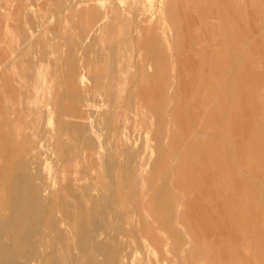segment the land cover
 <instances>
[{"label": "rangeland", "instance_id": "1", "mask_svg": "<svg viewBox=\"0 0 264 264\" xmlns=\"http://www.w3.org/2000/svg\"><path fill=\"white\" fill-rule=\"evenodd\" d=\"M69 1L40 0V3L44 2V13L40 14L37 10L39 1L28 2L31 5V21L37 22L39 16L44 17L40 27L36 24L35 28L30 29L29 35L33 37L31 42L36 41L38 36L44 39L46 83L49 86H46V99L41 108L45 111L46 119L45 123L38 119L33 99L29 106L28 123L14 127L10 120L0 117V264H127L124 256L120 263V255L109 252L113 248L107 242L102 243L100 237L113 224L116 227L120 211L135 216L132 204L141 202L140 195L135 196L132 192L134 187L136 191L140 189L142 174L136 168L132 169V173H124V168L119 164L127 159L119 158L123 150L133 144L129 140L134 131L139 130V127L134 126L137 115L131 106L141 80H149L148 77L137 76L142 64L140 55L156 48L150 45L153 38L167 37V24L160 12L163 11L164 0H122V3L121 0H102L103 4L101 0ZM107 3H113L112 7ZM129 3L133 9L127 8ZM0 5L1 22L21 19V15L14 12L22 6L21 0H0ZM2 5L9 7L8 11L14 9L13 13L6 12ZM152 8L156 10L150 11ZM2 11L5 12L4 16ZM87 13L89 16L92 14L89 17ZM103 16L109 26L104 32L106 35L99 33L103 32ZM247 16L241 14L239 19ZM153 22L158 29L154 28ZM85 25L89 27L85 28ZM138 25H143V34ZM150 28H154V31H150ZM88 29H91L90 32ZM100 38L101 41L105 38L104 43L100 42ZM244 44L241 39L236 40L231 49L244 50ZM258 44L250 58L233 57L221 64L216 83L232 74L234 79L224 88L219 85L217 100L212 106L220 124L215 125L209 120L211 112L209 115L204 114L203 127L211 124L216 127L204 129L209 131L206 132L209 136L197 135L201 127L195 119L196 111L190 107L192 97L186 87L175 89L174 94L178 97L170 102L169 112L173 115L178 139L174 143L172 141L169 153L178 150L179 160L187 164V171L181 181L173 185L180 197L182 214L177 232L169 233L172 257L179 264H199L200 258L207 259L209 264H255L247 250L249 240L241 234L238 236L237 231H249L251 225L259 226L257 209H263L264 205L256 192L250 198L243 199L241 196L253 188L243 180L242 175L264 170L261 162L264 157V133L261 132L260 117L263 111L258 104V93L263 86L260 88L259 83L256 86L252 83L253 75L257 79L259 74L256 64H262L264 60V43ZM7 55L3 57L5 63L0 56V101L8 106L12 77L7 71L9 69L5 68L12 59ZM77 70L82 75L77 79L81 92L69 89L76 82L73 76ZM84 86L85 89H82ZM225 104L230 105V108H222ZM51 108L53 120L49 114ZM10 111L7 113L11 114ZM235 116L238 119L235 120ZM237 122L240 133L234 131ZM37 133H44L46 141L38 142ZM87 133L93 136L95 152L84 158L81 149L86 143L77 142L76 139ZM195 134L196 137L193 136ZM27 135L30 138L28 143L23 141ZM8 137L13 140V145ZM245 143H248L246 166L242 164L246 154L242 145ZM22 151L27 152L29 157H23ZM179 184H183V188ZM220 191L236 205L233 216L221 210L223 205L218 198H212L214 192ZM209 197L212 198L211 204L206 202ZM203 201L207 204L205 207L227 215L226 220L221 222V231L217 232L220 243L216 244L214 238L209 237L204 227L200 226L192 204L201 202L202 206ZM134 216L128 218L127 224H135ZM130 240L138 252L131 255L130 264H143L146 251L144 242L139 236ZM154 247L158 246L154 244ZM260 256L258 253L257 264H264Z\"/></svg>", "mask_w": 264, "mask_h": 264}, {"label": "crops", "instance_id": "2", "mask_svg": "<svg viewBox=\"0 0 264 264\" xmlns=\"http://www.w3.org/2000/svg\"><path fill=\"white\" fill-rule=\"evenodd\" d=\"M21 1L22 6L14 11L16 14L21 15L19 21H0L1 61H3L5 53L9 55V58L13 55L11 57L12 61L10 60L5 68L6 70L9 69L7 71L12 77V83L8 91L11 94V103L7 106L5 102L1 101L0 111L4 112L3 114L0 112V117L10 119V123L14 127L20 123L22 125L28 123L31 99L37 107L36 115H38V119H41L44 123L46 119L45 111L41 108L44 105L43 93H46V84H44L46 83L44 39L38 36L36 41L31 42L29 35L30 29L35 28L36 24H38V28L40 27V22L44 21V17L39 16L37 22L31 21L30 7L27 6L29 0ZM38 1L40 4V0ZM177 1L164 0L161 14L164 16L165 24H167L165 26L167 37L165 39L153 38L150 45L156 48L147 54L140 55L139 59L142 64L140 73L137 76L148 77L149 80H141L139 91L138 93L135 92L131 108L135 110V115H137L134 118V126L135 128L139 127V130L136 129L129 140L133 144L123 150V158L127 159L126 162L119 165L124 168V172L132 173L133 168L141 172V187L137 191L134 187L132 194L135 196L139 194L142 201L132 204L136 211L135 216L130 213L122 214L120 211L116 219V227L113 224L101 235L102 243L107 242L113 248L109 252L120 255V263L123 256L127 264L131 263V255L138 252L133 247L130 239L139 236L142 243L147 241L144 242L146 251L143 264H179V261L172 257V240L169 233L177 232L179 217L182 214L180 197L175 193L173 185L181 181L182 176L187 171V164L185 161L179 160L178 150L169 153L171 145L178 139V133L174 131V118L169 112L170 102L173 101L174 97H178L174 94V91L179 87L181 90L185 87L188 89L192 97L190 107L196 111L195 119L202 131H199L197 135L201 137L209 136L206 134L209 131L205 130L216 129L215 125L220 124L212 108L217 100L218 87L220 85L224 88L234 79L232 74L230 77H223L220 82L216 83L220 75L221 64L226 59L232 60L233 57L237 59L250 58L256 51V44L264 43L261 42L264 41V0ZM39 6L41 8L38 10ZM5 8L6 12L13 13L14 9L8 11L9 7L6 6ZM234 8L239 9L238 11H232ZM37 10L38 14L44 13V2L42 6L41 4L38 5ZM152 10L154 11L156 8L150 9V11ZM138 13H141L140 10ZM135 14H137V11ZM241 14L248 16L239 19ZM254 23L256 26H254ZM158 28L156 26V29ZM240 39L245 42L244 50L231 49V45ZM256 69L259 74L257 79L253 75L252 83L255 86L259 83L260 88L261 85L263 86L260 93H258V104L261 105L260 109L263 111L260 117L261 132L264 133V60L262 64H256ZM81 76L80 71L77 70L73 76L76 83L69 86V89L76 90V92L78 88L81 89V85L77 81ZM41 85H44V87ZM30 95H34V97L31 98ZM226 105H223L222 108H230V105ZM6 109L14 113H7L6 115ZM85 109L87 114V107ZM209 113L212 115L208 118L215 125L211 124L203 127L202 121L206 117L204 114L209 115ZM180 117L184 118L181 115ZM234 119L236 120L238 117L235 116ZM235 124L236 129L234 131L240 133L239 123ZM12 133L14 132L12 131ZM193 136L196 137V134ZM37 137H39L38 142L46 141L44 133H37ZM23 141L28 143L30 141L29 136L23 138ZM76 141L86 143L81 149L84 156L85 152H87L86 156L95 152L91 134L87 133L84 136L77 137ZM245 144L242 145L246 153L242 161L244 166L248 163V143ZM27 149H29L28 145ZM11 155L14 154L11 153ZM21 155L25 158L29 157L25 151H22ZM261 162L264 164V157ZM26 165L28 166L29 162ZM242 178L253 187L242 193L243 199L252 197L256 192L260 201L264 202V170L245 172ZM179 186L183 188V184H179ZM182 188L181 190H183ZM211 196L212 198H218L223 205L221 208L223 212L229 214L228 216L234 215L233 212L237 207L231 203L232 201L229 198L227 199L226 195H223L220 191L218 193L214 192ZM212 198L209 197L206 200L207 204H211ZM200 203L192 204L198 221L201 223L200 226L204 227L205 233L209 237L214 238L216 244L220 243L217 232L221 231V222L226 220L227 215H222L223 212H215L214 208L205 207L207 205L205 201L202 202L204 204L202 206ZM262 207L263 209H257L259 226L250 224L249 231H237L238 236L241 234L249 240L247 250L255 264L258 263V253L261 254L260 260L264 263V205ZM133 216L135 224H127L128 218ZM200 236L202 235L200 234ZM154 244L158 247H154ZM147 253H149L148 257ZM198 263L209 264L205 258H200Z\"/></svg>", "mask_w": 264, "mask_h": 264}, {"label": "bare ground", "instance_id": "3", "mask_svg": "<svg viewBox=\"0 0 264 264\" xmlns=\"http://www.w3.org/2000/svg\"><path fill=\"white\" fill-rule=\"evenodd\" d=\"M70 1H71V0H70ZM70 1H69V2H70ZM115 1H116V0H115ZM124 1H125V0H124ZM126 1H127V0H126ZM170 1H171V0H170ZM178 1H179V0H178ZM178 1H177V2H178ZM30 2H31V1H30ZM32 2H34V1H32ZM69 2H68V3H69ZM99 2H100V1H99ZM106 2H107V1H106ZM106 2H105V3H106ZM120 2L122 3V0H121ZM130 2L134 5V3H133L132 1H130ZM180 2H181V0H180ZM180 2H179V3H180ZM36 3H38V2H35V4H36ZM41 3H42V2H41ZM41 3H40V4H41ZM96 3H97V2H96ZM100 3L103 4L104 2H102V0H101ZM131 3L128 4L129 7L127 6V8H130V7H131V6H130ZM141 3H143V2H141ZM158 3H159V2H158ZM168 3H169V2H168ZM172 3H173V2H172ZM38 4H39V3H38ZM40 4H39V5H40ZM42 4H43V3H42ZM107 4H109V3H107ZM112 4H113V3H112ZM112 4H109V5H111V7H112ZM159 4H161V2H160ZM170 4H171V2H170ZM29 5H30V4H29ZM29 5H27V6H28V7H31V5H30V6H29ZM81 5H82V4H81ZM109 5H108V6H109ZM125 5H126V3H125ZM181 5H182V4H181ZM0 6H1V5H0ZM33 6H34V5H33ZM37 6H38V5H37ZM66 6H67V5H66ZM86 6H87V5H86ZM90 6H91V5H90ZM104 6H105V5H104ZM119 6H121V5L119 4ZM140 6H141V5H140ZM160 6H161V5H160ZM168 6H170V5H168ZM195 6H196V5H195ZM2 7H3V5H2ZM34 7H36V6H34ZM92 7H93V6H92ZM92 7H91V8H92ZM102 7H103V6H102ZM102 7H101V8H102ZM109 7H110V6H109ZM111 7H110V9H109L110 11H112V10H111V9H112ZM125 7H126V6H125ZM3 8L6 10L5 7H3ZM3 8H2V9H3ZM40 8H41V7L39 6L38 10H39ZM91 8H90V9H91ZM121 8H122V7H121ZM158 8H161V7H158ZM92 9H93V8H92ZM123 9L125 10V8H123ZM131 9H133V8L131 7ZM140 9H141V8H140ZM69 10H72V9H70V7H69ZM88 10H89V9H88ZM98 10H100V9H98ZM98 10H97V13H98ZM105 10H106V9H105ZM124 10H123V11H124ZM126 10H127V9H126ZM158 10H159V9H158ZM62 11H63V10H62ZM82 11H83V10H82ZM95 11H96V9H95ZM123 11H122V12H123ZM161 11H162V10H160V12H161ZM0 12H1V11H0ZM2 12H3V11H2ZM83 12H84V11H83ZM90 12H91V11H90ZM90 12H89V13H90ZM126 12H128L127 14H130L129 11H126ZM92 13H93V12H92ZM92 13H91V14H92ZM94 13H95V12H94ZM105 13H106V12H105ZM91 14H90V16H91ZM110 14H111V13H110ZM122 14H123V13H122ZM139 14H141V13H139ZM139 14H138V15H139ZM4 15H5V12H3V16H4ZM87 15H88V13H87ZM106 15H107V14H106ZM106 15H105V16H106ZM108 15H109V14H108ZM108 15H107V16H108ZM130 15H131V14H130ZM1 16H2V15H1ZM88 16H89V15H88ZM90 16H89V17H90ZM93 16H94V15H93ZM95 16H96V14H95ZM131 16H132V15H131ZM140 16H141V15H140ZM142 16H143V15H142ZM161 16H162V18H163V20H164V16H163L162 14H161ZM103 17H104V16H103ZM127 17H128V16H127ZM152 17H153V15H152ZM92 18H93V17H92ZM107 18H108V17H107ZM109 18H110V17H109ZM109 18H108V19H109ZM130 19H131V18H130ZM137 19H139V16H138ZM262 19H263V18H262ZM92 20H93V19H92ZM131 20H132V19H131ZM152 20H153V19H152ZM101 21H102V24L104 23V24L101 26V27H102L101 30H103V32H101V31H100V32L98 31V32L101 33V34L103 33L104 35H106V33H104V32L107 31V29H109V26H108V24L106 25V22H107V21L105 20V17H104ZM91 22H93V21H91ZM96 22H97V21H96ZM108 22H109V21H108ZM148 22H149V21H148ZM89 23H90V21H89ZM141 23H142V22H141ZM146 23H147V21H145L144 24H146ZM87 24H88V23H87ZM90 24H91V26H92V23H90ZM90 24H89V25H90ZM137 24H138V22H137ZM142 24H143V23H142ZM153 24H155V22H153ZM153 24H152V25H153ZM139 25H140V24H139ZM139 25H138L137 27H139ZM87 26H88V25H87ZM87 26L85 25V28H86ZM88 27H89V26H88ZM88 27H87V28H88ZM101 27H100V28H101ZM91 28H92V27H91ZM134 28H135V27H134ZM139 28H141L140 31H141V33H142V29L144 28L143 25H142V27L140 26ZM148 28H149V27H147V29H148ZM154 28H156V24H155V27H154ZM154 28H152V29H154ZM147 29H146V30H147ZM152 29L150 28V31L153 32L154 30H152ZM90 30H91V29H90ZM90 30L88 29L89 32H90ZM136 30H137V29H136ZM136 30H135V31H136ZM143 30H144V29H143ZM98 32H97V33H98ZM138 32H139V31H138ZM144 32H145V30H144ZM152 32H151V33H152ZM139 33H140V32H139ZM139 33H138V34H139ZM147 33H148V32H147ZM101 34H100V35H101ZM107 34H108V32H107ZM142 34H143V33H142ZM149 34H150V33H149ZM253 34H254V33H253ZM100 35H99V37H101ZM104 35H102V36L104 37ZM151 35H152V34H151ZM133 36H134V35H133ZM136 36H138V35H136ZM13 37H14V36H13ZM13 37H12V38H13ZM144 37H145V36H144ZM144 37H143V38H144ZM150 37H151V36H150ZM32 38H33V37H31L30 40H32ZM135 38H136V37H135ZM151 38H152V37H151ZM101 39H102V38L99 39L100 42H101V43H104L103 40H104L105 38L102 40L103 42L101 41ZM146 39H147V38H146ZM149 39H150V38H149ZM99 40H98V43H100ZM130 40H131V39H130ZM12 42H13V41H12ZM29 42H30V41H29ZM0 43H2V42H0ZM135 44H137V43H135ZM135 44H134V45H135ZM99 45H100V44H99ZM99 45H98V46H99ZM5 46H6V45H5ZM100 46H101V45H100ZM100 46H99V47H100ZM103 46H104V45H103ZM119 46H120V45H119ZM0 47H1V46H0ZM115 48H116V47H115ZM115 48H114V49H115ZM119 48H120V47H119ZM0 49H1V48H0ZM6 49H7V46H6ZM8 50H9V49H8ZM119 50H120V49H119ZM1 51H2V50H1ZM5 52H6V51H5ZM10 52H11V51H10ZM1 54H2V53H0V56H2ZM6 54H7V53H5V56H6ZM10 54H11V53H10ZM14 54H15V53H14ZM115 54H117V53H115ZM103 55H104V54H103ZM110 55H111V54H110ZM133 55H134V53H133ZM12 56H13V55H12ZM12 56H11V57H12ZM7 57H8V55H7ZM11 57H10V58H11ZM104 57H105V55H104ZM104 57H103V58H104ZM107 57H108V56H107ZM121 57H122V56H121ZM123 57H124V56H123ZM8 58H9V57H8ZM124 58H125V57H124ZM5 59H7V58H5ZM134 59H135V57H134ZM7 60H8V59H7ZM9 60H10V59H9ZM107 60H108V59H107ZM3 61H4V60H3ZM3 61H2V62H3ZM4 63H5V61H4ZM8 63H9V62H8ZM10 64H11V63H10ZM133 64H134V62H133ZM103 66H104V65H103ZM132 66H133V65H132ZM60 68H61V67H60ZM0 69H1V67H0ZM105 69H107V68L105 67ZM107 71H108V70H107ZM1 73H3V72H1ZM104 73H105V72H104ZM105 74H106V73H105ZM136 74H137V73H136ZM69 75H70V74H69ZM1 77H2V74H1ZM135 78H136V77H135ZM44 80H45V79H44ZM75 81H76V80H75ZM105 81H106V80H105ZM105 81H104V82H105ZM112 81H113V80H112ZM0 82H1V81H0ZM2 82H3V81H2ZM42 82H43V81H42ZM109 82H110V81H109ZM115 82H116V81H115ZM117 82H122V81H117ZM123 82H124V81H123ZM22 83L24 84V82H22ZM75 83H76V82H75ZM133 83H135V82H133ZM2 84H3V83H2ZM5 84H6V83H5ZM23 84H22V85H23ZM44 84H46V86H47V85L49 86L48 83H44ZM25 86H26V85H25ZM41 86L44 87V85H41ZM43 89H45V88H43ZM46 89H47V87H46ZM78 89H79V88H78ZM82 89H85V86H84ZM113 89H114V88H113ZM3 90H5V89H3ZM80 90H81V89H80ZM80 90H79V91H80ZM88 90H89V89H88ZM88 90H87V91H88ZM129 90H130V89H129ZM69 91H70V90H69ZM81 91H82V90H81ZM81 91H80V92H81ZM83 92H84V91H83ZM89 92H90V91H89ZM86 93H87V92H86ZM43 97H44V103H45L46 96L44 95V93H43ZM68 98H69V97H68ZM59 99H60V98H59ZM9 100H10V99H8V101H9ZM46 101H47V100H46ZM0 103H1V101H0ZM9 103H10V101H9ZM134 104H135V103H134ZM260 104H261V103H260ZM135 105H136V104H135ZM3 106H4V104H3ZM260 106H261V105H260ZM12 107H13V106H12ZM46 107H47V106H46ZM48 107H49V106H48ZM78 107H79V106H78ZM7 108H8V107H7ZM4 109H5V108H4ZM15 109H17V108H15ZM48 109H50V108H48ZM6 110H7V109H6ZM7 111H8V110H7ZM14 111H15V110H14ZM51 111H52V108H51ZM2 112H3V111H2ZM10 112H11V111H10ZM6 113H7V112H6ZM12 113H14V112H11V114H12ZM2 114H3V113H2ZM49 114H50V118H51V120H53V118H52V117H53V111H52V112H49ZM108 115H109V114H108ZM2 116H3V115H2ZM11 116H13V115H11ZM116 116H117V114H116ZM116 118H117V117H116ZM146 118H147V117H146ZM5 119H6V118H5ZM114 119H115V118H114ZM9 120H10V119H9ZM6 121H7V120H6ZM109 123H110V122H109ZM115 123H116V122H115ZM11 124H12V123H11ZM14 124H15V123H14ZM118 124H119V123H118ZM113 125H115V124L113 123ZM116 125H117V124H116ZM6 126H7V125H6ZM10 126H11V125H10ZM10 126L8 127V129H9L8 131H10ZM32 126H33V125H32ZM32 126H31V127H32ZM11 129H12V128H11ZM116 129H117V127H116ZM4 130H5V129H4ZM6 130H7V129H6ZM32 131H33V129H32ZM114 131H115V129H114ZM119 131H120V128H119ZM11 132H12V131H11ZM11 132H10V134H11V138H12V133H11ZM30 132H31V131H30ZM115 132H116V131H115ZM7 133H8V132H7ZM7 133H6V134H7ZM34 133H35V132H34ZM119 133H120V132H118V134H119ZM7 135H8V134H7ZM31 135H32V134H31ZM120 135H121V133H120ZM120 135H119V136H120ZM34 136H36V135L34 134ZM112 136H113V135H112ZM5 137H6V136H5ZM36 138H37V137H36ZM119 138H120V137H119ZM7 139H8L9 142H10L13 138H12V139H9V137H8ZM34 139H35V138H34ZM4 140H5V139H4ZM5 142H6V140H5ZM32 142H33V141H32ZM119 142H120V140H119ZM10 143H12V145H13V140H12V142H10ZM121 143H122V141H121ZM7 144H9V143H7ZM117 144H118V143H117ZM119 144H120V143H119ZM14 145H15V143H14ZM7 146H8V145H7ZM10 146H11V144H10ZM5 147H6V145H5ZM119 147H120V146H119ZM119 147H118V148H119ZM8 148H9V147H8ZM14 148H15V146H14ZM85 148H86V147H85ZM119 149H121V148H119ZM119 149H118V150H119ZM145 149H146V148H145ZM0 150H1V149H0ZM118 150H117V151H118ZM3 151H4V150H3ZM8 151H9V150H8ZM93 151H94V150H93ZM119 151H120V150H119ZM1 152H2V151H1ZM4 152H5V151H4ZM10 152H11V148H10ZM13 152H14V151H13ZM98 152H99V151H98ZM148 152H149V151H148ZM146 153H147V152H146ZM151 153H152V152H151ZM155 153H156V152H155ZM86 154H87V152H85V156H86ZM89 154H90V152H89ZM91 154H92V152H91ZM83 155H84V154H83ZM8 156H9V155H8ZM17 156H18V155H17ZM85 156H84V158H85ZM98 156H99V155H98ZM121 156H122V158H123V154H122ZM118 157H119V155H118ZM87 158H88V156H87ZM126 158H127V157H126ZM13 159H14V157H13ZM119 159H121V157H120ZM10 160L12 161L11 158H10ZM84 160L87 161L86 159H84ZM163 160H164V159H163ZM88 161H89V160H88ZM120 162H121V161H120ZM3 163H4V162H3ZM117 163H118V162H117ZM125 164H126V163H125ZM163 165H164V161H163ZM2 166H3V165H2ZM57 166L59 167V165H57ZM118 166H119V165H118ZM164 166H165V165H164ZM121 167H122V166H121ZM162 167H163V166H162ZM115 168H116V167H115ZM122 168H123V167H122ZM158 168H159V167H158ZM160 168H161V167H160ZM156 169H157V168H156ZM122 171H123V169H122ZM152 172H154V171H152ZM124 173H125V172H124ZM119 175H120V173H119ZM125 176H126V175H125ZM54 179H55V178H54ZM121 179H123L122 176H121ZM121 179H120V181L122 182ZM126 180H127V179H126ZM123 181H124V180H123ZM127 182H128V181H127ZM124 184H125V183H124ZM127 184H128V183H127ZM144 184H145V183H144ZM122 186H123V185H122ZM129 186H130V184H129ZM129 186H127V187H129ZM8 187H9V186H8ZM127 187H126V189H127ZM126 189H125V191H126ZM9 190H10V189H9ZM14 190H15V189H14ZM15 191H16V190H15ZM37 191H38V190H37ZM97 191H98V190H97ZM122 191H123V190H122ZM150 192H151V191H150ZM122 193H124V191H123ZM129 193H130V192H129ZM159 193H160V192H159ZM4 194H5V193H4ZM98 194H99V191H98ZM28 195H29V194H28ZM161 195H162V194H161ZM163 195H164V194H163ZM129 196H130V195H129ZM150 196H151V194H150ZM169 199H170V198H169ZM130 200H131V197H130ZM141 201H142V198H141ZM142 203H143V202H142ZM167 203H168V202H167ZM170 204H171V203H170ZM130 220H131V219H130ZM132 221H133V220H132ZM147 225H148V224H147ZM103 234H104V233H103ZM158 234H159V233H158ZM101 235H102V234H101ZM0 237H1V236H0ZM100 238H101V237H100ZM144 242H147V241H144ZM145 244H148V243H145ZM90 245H91V244H90ZM98 246H99V245H98ZM88 248H89V247H88ZM90 248H91V247H90ZM149 249H150V248H149ZM91 251H92V250H91ZM88 252H89V251H88ZM96 252H97V251H96ZM83 253H84V252H83ZM81 258H82V257H81ZM82 260H83V259H82ZM84 260H85V258H84ZM83 262H84V261H83ZM79 263H80V262H79Z\"/></svg>", "mask_w": 264, "mask_h": 264}]
</instances>
